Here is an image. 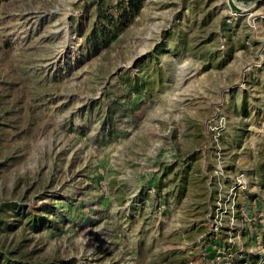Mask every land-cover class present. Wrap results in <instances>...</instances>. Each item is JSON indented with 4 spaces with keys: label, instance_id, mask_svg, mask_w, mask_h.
I'll list each match as a JSON object with an SVG mask.
<instances>
[{
    "label": "rangeland",
    "instance_id": "1",
    "mask_svg": "<svg viewBox=\"0 0 264 264\" xmlns=\"http://www.w3.org/2000/svg\"><path fill=\"white\" fill-rule=\"evenodd\" d=\"M94 2L0 0V253L264 264V0Z\"/></svg>",
    "mask_w": 264,
    "mask_h": 264
},
{
    "label": "trees",
    "instance_id": "2",
    "mask_svg": "<svg viewBox=\"0 0 264 264\" xmlns=\"http://www.w3.org/2000/svg\"><path fill=\"white\" fill-rule=\"evenodd\" d=\"M101 0H95V4L97 6V18L95 20L92 33L88 35V45L90 48H93L94 51L99 49V46L107 43L111 39V35L114 33V27L116 26V22L111 14L103 13L100 9ZM103 39V40H102ZM33 224H35V216L31 215ZM33 228H35L33 226ZM13 261V260H12ZM9 257H5L0 253V264H18L17 262H12ZM53 264V263H50Z\"/></svg>",
    "mask_w": 264,
    "mask_h": 264
},
{
    "label": "crops",
    "instance_id": "3",
    "mask_svg": "<svg viewBox=\"0 0 264 264\" xmlns=\"http://www.w3.org/2000/svg\"><path fill=\"white\" fill-rule=\"evenodd\" d=\"M258 91H264V83L260 81L248 82L246 86H242V121H248L249 129L264 121V100L262 96L256 95ZM251 121L255 124L251 125Z\"/></svg>",
    "mask_w": 264,
    "mask_h": 264
},
{
    "label": "built area",
    "instance_id": "4",
    "mask_svg": "<svg viewBox=\"0 0 264 264\" xmlns=\"http://www.w3.org/2000/svg\"><path fill=\"white\" fill-rule=\"evenodd\" d=\"M218 255H219V254H218ZM215 256H216V255H215ZM215 256H214V257H215ZM220 256H221V255H219V256H218V259H220ZM218 259H217V260H218ZM214 264H217V262H216V263H214Z\"/></svg>",
    "mask_w": 264,
    "mask_h": 264
}]
</instances>
